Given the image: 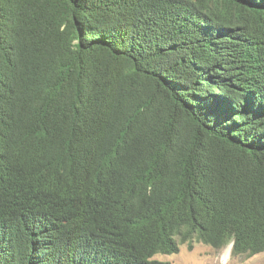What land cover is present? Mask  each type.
I'll list each match as a JSON object with an SVG mask.
<instances>
[{"label": "trees", "instance_id": "1", "mask_svg": "<svg viewBox=\"0 0 264 264\" xmlns=\"http://www.w3.org/2000/svg\"><path fill=\"white\" fill-rule=\"evenodd\" d=\"M264 252V0H0V264Z\"/></svg>", "mask_w": 264, "mask_h": 264}, {"label": "rangeland", "instance_id": "2", "mask_svg": "<svg viewBox=\"0 0 264 264\" xmlns=\"http://www.w3.org/2000/svg\"><path fill=\"white\" fill-rule=\"evenodd\" d=\"M154 258L171 264H264V252L251 257L231 256V249L229 250L228 246L214 248L195 239L191 248L187 243H182L176 253L157 254Z\"/></svg>", "mask_w": 264, "mask_h": 264}, {"label": "water", "instance_id": "3", "mask_svg": "<svg viewBox=\"0 0 264 264\" xmlns=\"http://www.w3.org/2000/svg\"><path fill=\"white\" fill-rule=\"evenodd\" d=\"M228 247H229V250H230V249H231V247H232V243H231V244H229V245H228Z\"/></svg>", "mask_w": 264, "mask_h": 264}]
</instances>
